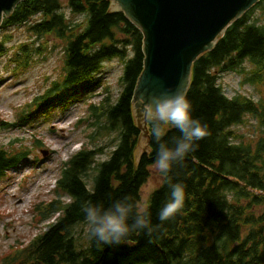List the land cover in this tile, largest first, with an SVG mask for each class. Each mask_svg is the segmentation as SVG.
I'll use <instances>...</instances> for the list:
<instances>
[{
  "label": "trees",
  "instance_id": "1",
  "mask_svg": "<svg viewBox=\"0 0 264 264\" xmlns=\"http://www.w3.org/2000/svg\"><path fill=\"white\" fill-rule=\"evenodd\" d=\"M263 3L236 20L215 47L194 62L186 96L193 105V118L207 125L211 135L198 141V149L167 176L161 174L160 186L145 205L151 232L139 231L130 237V244L112 246L91 239L89 230L84 239L76 233L77 227L87 225L83 203L90 200L108 207L128 197L139 204L159 143L174 147V138L181 133L167 126L157 142L148 117L150 149L136 161L139 131L131 102L143 68V37L122 12L109 11V0L18 4L0 26L4 33L0 60L19 72L28 68L35 55L47 52L49 40H56L50 50L63 49L58 80L20 111L18 126L35 123L39 114L50 121L55 111L87 99V91L101 86L94 77L103 63L117 59L123 68L117 98L112 100L106 88L98 106L88 105L94 135L116 133L108 158L97 161L103 149L83 146L61 163L53 200L36 208L39 221L55 217L54 222L28 244L12 246L1 255L0 264H264V25L251 21ZM19 28H24L27 38L9 45L13 36L6 32ZM245 63L250 65L245 83L255 88L256 101L242 94L229 98L218 82L221 74ZM247 119L256 124V135L250 140L233 130ZM28 156L22 145L0 146V180ZM89 172H93L91 183L85 180ZM176 183L185 187L184 208L162 222L159 213L171 198L170 185Z\"/></svg>",
  "mask_w": 264,
  "mask_h": 264
},
{
  "label": "rangeland",
  "instance_id": "2",
  "mask_svg": "<svg viewBox=\"0 0 264 264\" xmlns=\"http://www.w3.org/2000/svg\"><path fill=\"white\" fill-rule=\"evenodd\" d=\"M61 1L63 5L66 3V0ZM66 15L68 16L67 12ZM77 21H81V17ZM251 21L264 25V3L254 10ZM6 33L13 36L9 44L11 46L27 38L24 28L11 29ZM3 34L0 32V37ZM55 42L56 40H49L47 52L35 55L28 68L23 71L14 72L13 66H7L5 59L0 60V146L11 149L22 145L29 153L18 168L7 172L0 180V257L12 246L28 244L54 221V218L39 221L36 208L53 200L54 185L61 163L83 146L90 149L102 148V154L96 159L104 161L116 139V133L111 131L94 135L88 105L98 106L105 98L106 88L112 100L117 98L123 68V64L117 59L103 63L94 77L101 82V86L97 89L93 86L87 91V99L73 104L63 112L55 111V116L50 121L44 120L39 114L34 118L37 120L35 123L17 125L20 111L49 89L60 76L63 49L59 46L50 50ZM249 69L250 65L245 63L238 70L220 75L218 82L227 97L242 94L255 101L258 99L255 88L245 83ZM5 124L17 126L4 128ZM255 127V122L247 119L243 125L234 127L233 130L241 138L250 140L256 135ZM92 178L93 172H89L85 180L91 183ZM161 182V173L153 166L150 167V177L140 191L139 205H146L150 194ZM87 230V225H80L76 228V233L84 239Z\"/></svg>",
  "mask_w": 264,
  "mask_h": 264
},
{
  "label": "water",
  "instance_id": "3",
  "mask_svg": "<svg viewBox=\"0 0 264 264\" xmlns=\"http://www.w3.org/2000/svg\"><path fill=\"white\" fill-rule=\"evenodd\" d=\"M24 0H0V25ZM110 12H122L142 34L143 69L132 95L139 136L136 161L149 152L145 105L152 97L186 94L194 62L211 51L228 27L259 0H109Z\"/></svg>",
  "mask_w": 264,
  "mask_h": 264
},
{
  "label": "clouds",
  "instance_id": "4",
  "mask_svg": "<svg viewBox=\"0 0 264 264\" xmlns=\"http://www.w3.org/2000/svg\"><path fill=\"white\" fill-rule=\"evenodd\" d=\"M145 110L152 124V136L157 142L161 141L167 126L181 133L179 138H174V147L159 143L153 167L164 176L169 174L174 165L181 164L187 154L198 149V141L211 135L207 125L193 118V105L179 86L174 93L152 97L151 102L145 105ZM170 187L171 198L159 213L162 222L174 218L185 205V187L179 183L171 184ZM81 210L85 215L89 237L99 244H130V237L134 233L145 229L151 232L147 208L134 205L128 197L115 200L108 207L85 201Z\"/></svg>",
  "mask_w": 264,
  "mask_h": 264
}]
</instances>
